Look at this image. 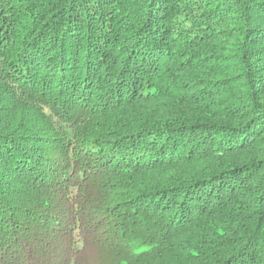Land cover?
<instances>
[{"label":"trees","instance_id":"obj_1","mask_svg":"<svg viewBox=\"0 0 264 264\" xmlns=\"http://www.w3.org/2000/svg\"><path fill=\"white\" fill-rule=\"evenodd\" d=\"M0 264H264V0H0Z\"/></svg>","mask_w":264,"mask_h":264}]
</instances>
